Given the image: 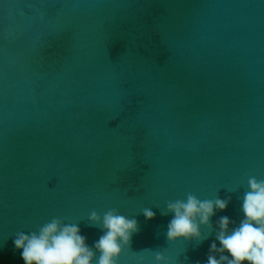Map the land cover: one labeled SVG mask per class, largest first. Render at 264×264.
<instances>
[{
	"label": "water",
	"instance_id": "1",
	"mask_svg": "<svg viewBox=\"0 0 264 264\" xmlns=\"http://www.w3.org/2000/svg\"><path fill=\"white\" fill-rule=\"evenodd\" d=\"M249 174L264 179V0H0V264H24L15 233L54 216L92 244L88 213L111 208L138 220L132 250L204 261ZM189 192L231 200L207 239L169 242L162 209Z\"/></svg>",
	"mask_w": 264,
	"mask_h": 264
},
{
	"label": "clouds",
	"instance_id": "2",
	"mask_svg": "<svg viewBox=\"0 0 264 264\" xmlns=\"http://www.w3.org/2000/svg\"><path fill=\"white\" fill-rule=\"evenodd\" d=\"M236 192L237 186L228 187ZM231 196L201 199L189 192L184 199L169 200L162 215L172 213L166 231L169 242L194 240L197 243L213 230L211 218L218 210L227 209ZM243 217L239 223L228 215L215 222V239L209 245L207 259L194 264H264V179L248 175L247 190L242 197ZM146 219H153L156 212L151 207L142 210ZM87 219L92 226L102 230L92 244L82 234L79 222L54 216L39 226L38 230L15 233L14 246L20 249L24 264H119L125 250L138 257V264H182L166 248H131L132 237L139 231L138 220L117 208L103 213L93 209ZM186 251V249H185ZM184 251V253H185ZM184 261L188 257L184 256Z\"/></svg>",
	"mask_w": 264,
	"mask_h": 264
}]
</instances>
